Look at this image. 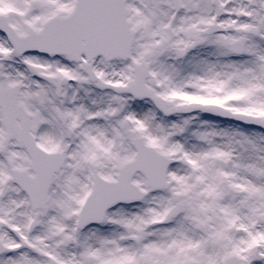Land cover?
<instances>
[{"label": "snow or ice", "instance_id": "1", "mask_svg": "<svg viewBox=\"0 0 264 264\" xmlns=\"http://www.w3.org/2000/svg\"><path fill=\"white\" fill-rule=\"evenodd\" d=\"M0 264H264V0H0Z\"/></svg>", "mask_w": 264, "mask_h": 264}]
</instances>
